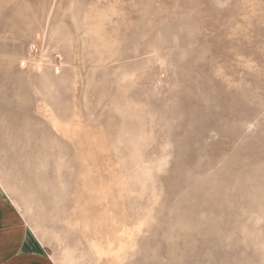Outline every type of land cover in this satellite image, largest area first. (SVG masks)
Listing matches in <instances>:
<instances>
[{
	"label": "rangeland",
	"instance_id": "rangeland-1",
	"mask_svg": "<svg viewBox=\"0 0 264 264\" xmlns=\"http://www.w3.org/2000/svg\"><path fill=\"white\" fill-rule=\"evenodd\" d=\"M0 65L57 264H264V0H0Z\"/></svg>",
	"mask_w": 264,
	"mask_h": 264
},
{
	"label": "crops",
	"instance_id": "crops-1",
	"mask_svg": "<svg viewBox=\"0 0 264 264\" xmlns=\"http://www.w3.org/2000/svg\"><path fill=\"white\" fill-rule=\"evenodd\" d=\"M10 80L9 76H0V116L4 114L7 99L4 85ZM0 264H57L45 243L29 226L21 207L6 193L1 176Z\"/></svg>",
	"mask_w": 264,
	"mask_h": 264
}]
</instances>
